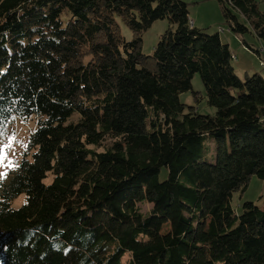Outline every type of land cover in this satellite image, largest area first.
I'll return each mask as SVG.
<instances>
[{
  "label": "trees",
  "instance_id": "1",
  "mask_svg": "<svg viewBox=\"0 0 264 264\" xmlns=\"http://www.w3.org/2000/svg\"><path fill=\"white\" fill-rule=\"evenodd\" d=\"M215 1L264 50L260 0ZM157 20L169 27L146 56ZM231 60L181 0H0V138L35 123L0 177V264H264V197L230 204L264 180V79ZM195 74L213 115L180 102H199Z\"/></svg>",
  "mask_w": 264,
  "mask_h": 264
},
{
  "label": "rangeland",
  "instance_id": "2",
  "mask_svg": "<svg viewBox=\"0 0 264 264\" xmlns=\"http://www.w3.org/2000/svg\"><path fill=\"white\" fill-rule=\"evenodd\" d=\"M187 4L189 20L195 28L203 30L207 34H218L224 44L230 45V53L232 54L231 65L235 75L244 81L246 77L259 74L264 79V57L255 55L247 46L253 50L261 49L260 42L251 33L244 35H235L228 30L222 17L221 8L215 0H181ZM259 11L264 12V0H260L258 4ZM238 20L247 25V21L237 14ZM120 35L125 41L133 39L132 31L126 26L121 18H115ZM167 20L154 21L146 30L142 32L141 51L144 55L150 56L153 48L159 41L160 37L168 29ZM245 42V44H243ZM192 89L197 93L199 102H196L194 96L190 92L183 93L179 96L180 102L192 106L200 114L213 115L214 109L210 108L205 101V89L198 74H195L191 81ZM35 123L30 118L26 121L15 120L4 136L0 138V177L5 172L14 169L15 164L20 160V156L26 148L27 139L34 131ZM213 152V148L211 146ZM166 170L161 173V180L166 177ZM49 182L52 175H48ZM261 197V198H260ZM264 197V180L251 177L247 189L242 192H234L232 194L230 204L233 210L241 213V204L243 202H253L257 206H261V199ZM26 202L25 195H21L12 202L14 209L20 208ZM143 213L149 212L151 204L145 202L139 206Z\"/></svg>",
  "mask_w": 264,
  "mask_h": 264
},
{
  "label": "built area",
  "instance_id": "3",
  "mask_svg": "<svg viewBox=\"0 0 264 264\" xmlns=\"http://www.w3.org/2000/svg\"><path fill=\"white\" fill-rule=\"evenodd\" d=\"M260 56H263L264 57V52H263V50L262 49H260Z\"/></svg>",
  "mask_w": 264,
  "mask_h": 264
},
{
  "label": "crops",
  "instance_id": "4",
  "mask_svg": "<svg viewBox=\"0 0 264 264\" xmlns=\"http://www.w3.org/2000/svg\"><path fill=\"white\" fill-rule=\"evenodd\" d=\"M229 48H230V45L228 44ZM261 198V197H260Z\"/></svg>",
  "mask_w": 264,
  "mask_h": 264
},
{
  "label": "bare ground",
  "instance_id": "5",
  "mask_svg": "<svg viewBox=\"0 0 264 264\" xmlns=\"http://www.w3.org/2000/svg\"><path fill=\"white\" fill-rule=\"evenodd\" d=\"M263 50V49H262ZM263 52H264V50H263Z\"/></svg>",
  "mask_w": 264,
  "mask_h": 264
}]
</instances>
